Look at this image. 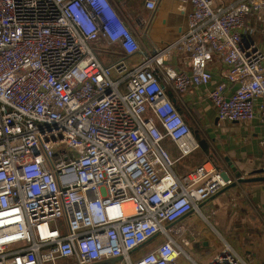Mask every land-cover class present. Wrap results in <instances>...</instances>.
<instances>
[{"label":"built area","instance_id":"1","mask_svg":"<svg viewBox=\"0 0 264 264\" xmlns=\"http://www.w3.org/2000/svg\"><path fill=\"white\" fill-rule=\"evenodd\" d=\"M172 1L186 31L144 52L117 0H0V264H185L194 238L178 222L230 181L190 128L202 105L181 113L166 91L208 85L216 58L218 122L264 125V50L247 21L264 23V0ZM101 41L120 50L110 65ZM177 52L189 72L168 64ZM205 264L244 263L226 246Z\"/></svg>","mask_w":264,"mask_h":264},{"label":"crops","instance_id":"2","mask_svg":"<svg viewBox=\"0 0 264 264\" xmlns=\"http://www.w3.org/2000/svg\"><path fill=\"white\" fill-rule=\"evenodd\" d=\"M236 1L214 0V7H226ZM117 2H121V7L132 3L124 17L140 35L141 50L144 52L160 49L187 29L186 15L178 11V3L172 0H160L153 11L144 8V0ZM247 21L253 28L248 37L264 50V23L252 13ZM96 50L104 52L102 63L105 65L121 57L118 47L105 41L99 42ZM135 58L140 60L139 56ZM168 61L177 69L190 71V61L183 53H174ZM208 69L212 73L208 85L201 86L194 80L182 98L177 99L168 91L169 95L176 101L181 113L184 112L181 101L194 104V107L202 105L201 112H194V123L191 124L198 131L203 151L211 157L215 167L226 171L234 179L227 159L243 179L264 177V125L258 116L242 122H218L207 99L209 90L221 82L216 58L208 64ZM199 205L200 214L190 213L178 222L182 228L192 230L194 227V264H198L197 258L205 264L226 246L232 248L244 264H264V182L244 183L234 188L224 186ZM192 216L191 222L185 223Z\"/></svg>","mask_w":264,"mask_h":264},{"label":"water","instance_id":"3","mask_svg":"<svg viewBox=\"0 0 264 264\" xmlns=\"http://www.w3.org/2000/svg\"><path fill=\"white\" fill-rule=\"evenodd\" d=\"M226 162L228 164L230 171L233 173L234 179H231L226 171H223V170L219 169V167L216 166L217 171H219V176H220L221 180L224 183H227L228 181H230V183H228L226 185V188H234L237 185L244 184V183H261V182H264V177H253V178H248V179L241 178L240 177L241 175L239 173H236V169L228 162L227 159H226ZM112 262H114V260L100 262V263H96V264H106V263H112Z\"/></svg>","mask_w":264,"mask_h":264},{"label":"rangeland","instance_id":"4","mask_svg":"<svg viewBox=\"0 0 264 264\" xmlns=\"http://www.w3.org/2000/svg\"><path fill=\"white\" fill-rule=\"evenodd\" d=\"M131 5H132V3H128L127 5H123L122 7H121V2H119V5H118V7L120 8V11H121V13L124 15V13L126 12V10H128V8H130L131 7ZM97 54H98V58H99V60L101 61V62H103L102 60H103V58H104V52H97ZM112 64V63H111ZM110 65V64H109ZM161 82H162V80H161V78L159 79ZM166 93L168 94V91H166ZM182 96H184V95H182ZM187 105L190 107V103H187ZM193 115H194V113H193ZM205 132V131H204ZM194 216H192V217H189L186 221H185V223H190L191 222V219L193 218ZM190 237L191 238H194V227L192 228V230H191V234H190ZM193 257V259H194V255L192 256ZM196 262L198 263V264H203V261L201 260V259H196ZM57 264H74V261H73V259H66V260H61V261H58V263ZM106 264H118L117 262H112V263H106ZM191 264V263H190Z\"/></svg>","mask_w":264,"mask_h":264},{"label":"flooded vegetation","instance_id":"5","mask_svg":"<svg viewBox=\"0 0 264 264\" xmlns=\"http://www.w3.org/2000/svg\"><path fill=\"white\" fill-rule=\"evenodd\" d=\"M189 249H188V252H187V254H188V258H184V260H183V262L185 263V264H190V263H192V261H194V259H193V252H194V240L190 243V245H189Z\"/></svg>","mask_w":264,"mask_h":264},{"label":"trees","instance_id":"6","mask_svg":"<svg viewBox=\"0 0 264 264\" xmlns=\"http://www.w3.org/2000/svg\"><path fill=\"white\" fill-rule=\"evenodd\" d=\"M167 95H168V97L171 98V96L169 95V93H168ZM176 108H177V106H176ZM177 110L180 112V108H179V107L177 108ZM190 128L192 129V131H193V133H194V136H195L196 140L198 141V143H199V144L201 145V147L203 148L204 145H203V142L199 139V133H198L197 130L194 129V126H193L191 123H190Z\"/></svg>","mask_w":264,"mask_h":264}]
</instances>
